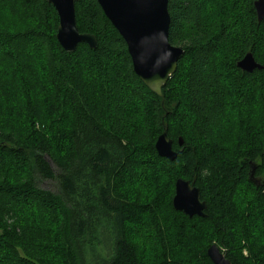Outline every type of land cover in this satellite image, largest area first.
I'll list each match as a JSON object with an SVG mask.
<instances>
[{
	"label": "trees",
	"instance_id": "trees-1",
	"mask_svg": "<svg viewBox=\"0 0 264 264\" xmlns=\"http://www.w3.org/2000/svg\"><path fill=\"white\" fill-rule=\"evenodd\" d=\"M255 1L167 0L168 42L183 55L161 100L96 0L74 5L96 47L72 53L45 0H0V264H212V244L230 264H264ZM247 53L260 69L237 68ZM164 129L173 161L155 150ZM178 179L198 188L203 216L174 210Z\"/></svg>",
	"mask_w": 264,
	"mask_h": 264
},
{
	"label": "water",
	"instance_id": "water-1",
	"mask_svg": "<svg viewBox=\"0 0 264 264\" xmlns=\"http://www.w3.org/2000/svg\"><path fill=\"white\" fill-rule=\"evenodd\" d=\"M80 0H45L56 11L58 27L56 40L62 50L72 53L79 43H85L90 49L96 47V40L90 34L77 31L74 18V5ZM106 19L116 30L127 47L133 73L154 94L162 99L161 90L176 70L178 60L183 55L179 47L168 42L170 18L167 11V0H96ZM257 21L264 17V0L253 4ZM242 72L260 69L250 53H247L237 64ZM181 144V141L178 143ZM155 150L159 157L173 161L176 153L172 150L171 141L166 130L157 138ZM264 153V150H263ZM249 179L255 185L253 170ZM174 210L188 217L203 216L206 208L200 199V192L193 183L178 179L174 186L172 199ZM212 264H230L220 249L212 244L206 251Z\"/></svg>",
	"mask_w": 264,
	"mask_h": 264
},
{
	"label": "rangeland",
	"instance_id": "rangeland-1",
	"mask_svg": "<svg viewBox=\"0 0 264 264\" xmlns=\"http://www.w3.org/2000/svg\"><path fill=\"white\" fill-rule=\"evenodd\" d=\"M263 150H264V147H263ZM172 174H173V173L169 172L168 175H165V176L163 177L162 182H161V185H160V187L162 188V191L160 192V198L167 196V189H168V187H167V180H168V178H170V176H172ZM150 182H151V180L149 179V183H150ZM147 186H150V185H147ZM41 187H42L43 189H46V190H55V189L53 188L52 183H50V182H43V183L41 184ZM147 190H149L148 187H147ZM154 201H155V200H154ZM156 201H159V200H156ZM151 202L153 203V201H151ZM141 230H142V229H141ZM141 230H139V232H141ZM142 232H143V231H142ZM143 234L146 235L145 232H143ZM150 236L152 237V235H150ZM150 236L148 237V239L150 238ZM146 239H147V237H146ZM153 245H154V243L152 244V246H153Z\"/></svg>",
	"mask_w": 264,
	"mask_h": 264
}]
</instances>
